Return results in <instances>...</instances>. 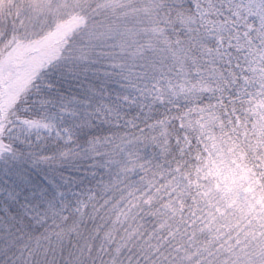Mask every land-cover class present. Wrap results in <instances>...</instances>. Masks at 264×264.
<instances>
[{
  "label": "snow or ice",
  "instance_id": "snow-or-ice-1",
  "mask_svg": "<svg viewBox=\"0 0 264 264\" xmlns=\"http://www.w3.org/2000/svg\"><path fill=\"white\" fill-rule=\"evenodd\" d=\"M0 14V264H264V0Z\"/></svg>",
  "mask_w": 264,
  "mask_h": 264
},
{
  "label": "trees",
  "instance_id": "trees-1",
  "mask_svg": "<svg viewBox=\"0 0 264 264\" xmlns=\"http://www.w3.org/2000/svg\"><path fill=\"white\" fill-rule=\"evenodd\" d=\"M30 2V0H4V3H6L9 6L12 5H26ZM3 23V14H0V24ZM22 25L26 28V29H30L31 28V20L27 17H25L22 21H21Z\"/></svg>",
  "mask_w": 264,
  "mask_h": 264
}]
</instances>
